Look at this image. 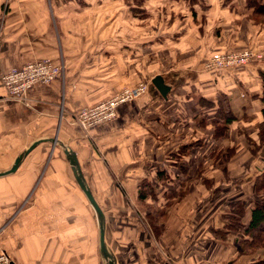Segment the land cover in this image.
I'll return each instance as SVG.
<instances>
[{
    "label": "crops",
    "instance_id": "obj_1",
    "mask_svg": "<svg viewBox=\"0 0 264 264\" xmlns=\"http://www.w3.org/2000/svg\"><path fill=\"white\" fill-rule=\"evenodd\" d=\"M93 1L0 0V174L12 169L36 140L59 138L76 152L105 213L106 243L117 264H255L262 253L245 252L243 235L231 232L223 218L237 202L245 205L244 220L249 221L254 204L264 200L254 189L262 168L254 167L250 177V164L238 166L239 171L232 161L242 154L234 155L227 171L243 177L229 180L219 162H207L235 148L237 126L260 118L264 128L262 103L253 98L262 91L261 80L254 86L246 72L232 75L246 66L205 70L213 53H234L246 45L242 32H231L237 26L233 18L245 21L254 9H246L242 0H149L142 7L147 23L155 11L168 14L157 13L164 24L156 35L139 36L138 4ZM263 22L252 23L264 32ZM254 52L261 59L252 63L261 62L263 55ZM39 60L61 65L63 77L33 87L26 103L11 101L4 75ZM139 68L153 75L152 82L164 79L170 88L166 99L154 86V96L161 99L120 106L114 124L83 132L75 124L78 112L137 83ZM236 94L249 104L237 110ZM201 99L229 106L242 120L231 125L218 121L227 133L215 139L216 109L207 110ZM197 141L203 145L190 152L188 175L156 178L158 167L180 169L174 163L156 164L155 155L168 157ZM241 145L250 158L248 141ZM65 153L60 145L42 143L14 175L0 178V253H7L13 264L108 263L100 253L96 214ZM141 182L151 187L142 203ZM192 187L201 189L195 194ZM185 188L192 191L182 196Z\"/></svg>",
    "mask_w": 264,
    "mask_h": 264
},
{
    "label": "trees",
    "instance_id": "obj_2",
    "mask_svg": "<svg viewBox=\"0 0 264 264\" xmlns=\"http://www.w3.org/2000/svg\"><path fill=\"white\" fill-rule=\"evenodd\" d=\"M134 3L143 5L145 2H149V0H133ZM191 1V0H190ZM197 2V0H195ZM245 3L247 6L254 9L255 19H257V23L260 21L259 18L263 17L262 20L259 22L264 21V0H246ZM138 11L142 10V12L148 14L147 10L144 9H137ZM137 11V13H138ZM194 11V10H193ZM214 54V53H213ZM260 80H261V86L262 91L259 95L253 96L254 100H258L260 103H262L263 109L261 111V117L263 118L264 122V70L260 74ZM200 105L208 109H216L215 113V119L217 120L214 122L215 126V139L223 137L225 133H227V127H220L219 122L223 123L225 122L226 125L236 124L237 122L241 121L239 117L235 116L233 114L231 108L229 106H225V104H219L213 103V102H206L205 100H199ZM219 121V122H218ZM259 133L257 134L256 139L253 137H248L247 135V141L249 145L251 146V154L254 156H258L259 152L261 150H264V128H259ZM203 145L202 141H197L196 143H188L182 147L181 150H178L175 153L170 154L169 160L172 159L173 163L179 166L180 173L183 175H188L191 168L190 163L187 161L186 158L183 161V157H187L190 155V152L192 149H195L196 147H200ZM233 149L229 150L226 154L225 153H219L218 158L222 160V164L226 163L232 156H234ZM264 163V162H263ZM261 173L257 176L254 189L256 196H262L264 194V168L260 171ZM223 173H227V168H223ZM157 179L159 180H169L172 178L170 174L166 170H160V168L156 169ZM151 190V187H148V184L146 182H141L140 188H139V196H140V202L145 200L149 190ZM231 213L227 214L225 218H223L225 221H228V229L231 230V232L238 233V235H243L241 239V246L245 252L248 254L255 255V253L261 252L262 256L259 258V260L255 264H264V200H261L256 202L251 210V217L247 223H245V217L246 215V207L242 203H232L230 206Z\"/></svg>",
    "mask_w": 264,
    "mask_h": 264
},
{
    "label": "rangeland",
    "instance_id": "obj_3",
    "mask_svg": "<svg viewBox=\"0 0 264 264\" xmlns=\"http://www.w3.org/2000/svg\"><path fill=\"white\" fill-rule=\"evenodd\" d=\"M95 1H99V0H95ZM95 1H93V2H95ZM127 1H129V2H132L133 0H127ZM142 1V0H141ZM153 1L154 0H152L151 2H150V4H152L153 3ZM243 2L244 1H246V0H242ZM133 3H134V1H133ZM147 2H145V4H146ZM244 4V3H243ZM134 5H135V3H134ZM143 5H144V3H143ZM143 5H140V4H138V8H140V9H142V7H143ZM244 6H247V4L245 3L244 4ZM153 8V7H152ZM251 7H249V6H247V8L246 9H250ZM238 11H241V10H243V9H240V8H236ZM245 9V10H246ZM253 9V8H252ZM157 13H159V16H161V14H168V12L167 13H165V11L164 12H158V11H155L154 13H153V15H152V17L154 18V20H151V17H150V19H149V22L147 23V20H146V15H145V13L144 12H142V10H140V11H138V15H139V18H141V20H142V23H140V21H139V24L140 25H138V31H137V33H138V35L140 36L141 34H145V35H147V36H149L150 35V33L152 32V33H154L155 35L158 33L157 31L160 29V25H163L164 23H162L160 20H158V19H156V15H157ZM255 17V14H253V16L251 17V18H249V17H247L246 19H244L245 21H241L240 19H237V18H233V20L236 22L235 24L237 25L236 27H233L234 29L231 31L232 33L234 32V30H236V31H240V33L242 32V34H243V36H246V38L245 39H247V43H245L246 45H244L243 47H242V49H239V48H236L237 49V51L236 52H239V51H242V50H246V51H248V50H251V51H258V52H260L261 53V55H263V59H262V61L260 62V61H258V62H255V63H252L251 65H249V67H244V69H240V70H238V71H235V72H233L232 73V75H237L239 72H246L247 74H245L246 75V78H247V80H249V78L250 79H252V81H254V86H255V84H257V80L261 77V73L263 72V70H264V39H262L261 38V36L262 35H264V32H263V29L260 27L259 28V26H257L256 24H253V23H255V21H257V19H255L254 18ZM152 18V19H153ZM262 18L263 17H261V18H259V20L261 21L262 20ZM145 20V21H144ZM259 21V22H260ZM158 22V23H157ZM253 22V23H252ZM264 23V22H263ZM262 23V24H263ZM253 25L255 26H257V28H254L253 27ZM153 26H155V28L153 27ZM237 27H239V29H237ZM259 34H258V33ZM160 34V33H159ZM252 34L254 35V36H252ZM262 34V35H261ZM258 38H261V41H259V39ZM239 50V51H238ZM231 52V51H230ZM145 61V60H144ZM144 61H142L141 59H139V65H142L143 67H145V65H144ZM158 64L160 65L161 63L158 61ZM155 65H156V62H155ZM160 66H162V65H160ZM157 67V65L155 66V68ZM142 69L141 68H139V74H138V76H137V79H139L138 81H137V83H134V84H131V85H127V86H125L124 87V89L122 90V91H118L117 93H115L114 95H111L110 96V98H106L105 100H102V101H100V102H103V101H110V100H112V99H114V98H116L117 96H120L122 93H124V91H126V90H128V89H133V88H135V89H137L140 85H146L147 86V91L145 92V94L144 95H141V96H139L137 99L135 98V99H133V100H131V101H128V102H126V103H124L123 105L121 104V106L122 107H124L125 105H128L129 103H131V102H134V101H136V102H138V100H143V99H152V96H154L155 95V93H153V90L155 91V87H154V85H153V83H152V77H153V75H149V74H141L140 73V71H141ZM251 76V77H250ZM259 77V78H258ZM179 82V81H178ZM239 90V89H238ZM157 94V93H156ZM160 94H157L156 96H154V98L155 99H157V100H159V99H161L160 98V96H159ZM240 98V97H239ZM234 100H235V103L237 104L236 106V109L237 110H239V109H241V107L243 106V105H245V104H249V103H247V99H237V94H236V96H235V98H234ZM100 102H98V103H100ZM97 103V104H98ZM96 104V105H97ZM96 105H90V106H86V107H92V106H96ZM85 107V108H86ZM157 110H159V112H161V108H156ZM118 110H120V106L118 107V109H117V116H116V118L115 119H113V120H111V122L110 123H107V125L106 126H111L112 124H114L115 122L114 121H116V119L118 118ZM259 119L260 118H256V119H254V120H252L251 122H246V123H243V125H239V126H237V128H235L234 129V132L235 133H233L232 135L234 136V140H233V143H232V145L235 147V148H231V149H233V150H235L234 151V155L237 157V155H239V154H242V155H240V157H238L237 159L238 160H234V161H232L231 159L234 157V156H232L229 160H231L232 162H233V166H235V168H238V166H245L246 164H250L249 165V171H247L248 173H250L249 174V176L251 177V176H253V172L255 171V173H256V170H255V168L254 167H256V166H260L261 168H264V165L261 163V161H264V150H261L260 152H259V154H258V156H253L252 154H250V155H252L250 158L246 155V154H244V147H242V145H241V143H244V144H246L247 143V140H246V137L244 136V134H246V135H248V137H253V138H255L256 139V137H257V134L259 133V128H261V126H260V122H259ZM247 121V120H246ZM103 126V125H102ZM99 127H101V126H99ZM245 138V139H244ZM179 145V143L177 144V145H174V146H172L171 148L172 149H176V147ZM231 146V145H230ZM251 147V146H250ZM171 149V150H172ZM230 149V150H231ZM237 152H238V154H237ZM225 154L227 153V152H224ZM142 156H140V157H138L139 159L141 158ZM169 157L170 156H168V157H165V156H159V155H155L154 156V162H156V164H162V163H166V164H168V162L169 163H173L172 161V159H170L169 160ZM188 157H190V155L189 156H187V157H183V161H185L184 159H186V158H188ZM128 158H129V156H128ZM257 158V159H256ZM189 159V158H188ZM188 159H187V161H188ZM252 160H254V161H252ZM190 161V160H189ZM191 162V161H190ZM219 162V164H221V166L224 168V167H226L227 168V164L230 162V161H227L226 163H224V164H222V160L220 159V158H218V155L217 156H212V158H211V156H210V159H209V161L207 162L209 165L210 164H212V163H218ZM189 164V163H188ZM126 168V167H125ZM159 168V167H158ZM166 170V169H165ZM238 170L240 171L241 170V168H238ZM237 172V171H230V173H228V171H227V173H224V174H226L225 175V178L224 179H231V178H233V177H236V179H242V174L240 173V172ZM169 174H170V176H172V178H174V179H179L180 177H183V175H181V173H180V171H178L177 169H170L169 168V170L167 171ZM127 173L128 174H130V172L129 171H127ZM127 173H125V174H127ZM122 174H124V172H122ZM124 174V175H125ZM155 174H156V171H155ZM192 174H193V172H192ZM195 176H196V174H194ZM211 175H214V173H211L210 174V176ZM195 176H193V177H195ZM129 189V188H128ZM127 189V190H128ZM186 189V190H185ZM183 191H180V194L183 196L184 195V193H188L190 190L192 191V189H194V187H192V189H190V188H185ZM199 189H201V188H195L194 189V191H192V193H198L197 192V190H199Z\"/></svg>",
    "mask_w": 264,
    "mask_h": 264
},
{
    "label": "built area",
    "instance_id": "obj_4",
    "mask_svg": "<svg viewBox=\"0 0 264 264\" xmlns=\"http://www.w3.org/2000/svg\"><path fill=\"white\" fill-rule=\"evenodd\" d=\"M255 59H261L259 54L253 51L214 53L207 61L205 70L221 71L235 70L248 66ZM64 68L51 62V60H39L26 64L24 67L13 68L3 77V83L11 101L26 103L29 92L35 86L50 85L63 77ZM147 91L146 85H140L137 89H128L120 96L98 103L96 106L83 108L75 116L77 124L83 132L88 133L92 129L110 123L117 116V109L121 104L137 99ZM0 264H13L7 253H0Z\"/></svg>",
    "mask_w": 264,
    "mask_h": 264
},
{
    "label": "water",
    "instance_id": "obj_5",
    "mask_svg": "<svg viewBox=\"0 0 264 264\" xmlns=\"http://www.w3.org/2000/svg\"><path fill=\"white\" fill-rule=\"evenodd\" d=\"M153 85L162 93L161 95L166 99L167 95L170 93V88L165 85L164 79L162 77H156L155 80H153ZM59 138H42V140H36L33 144L29 146L27 150L22 152L16 160L15 163L12 167V169L3 172L0 174V178L3 176H8L11 174H15L19 168H21V164L27 159L29 154L39 145H42V143L49 142L56 145H60L64 148L65 150V155L67 156V160L69 165L71 166L73 175L76 179L77 184L82 190V193H84L85 198H87L89 204L91 207H93V210L96 214L97 220H98V229H99V244H100V253L103 259L108 262L107 264H117V261H115V258L111 251L108 248L107 243H106V229H107V223H106V216L105 213L103 212L101 206L98 205L97 200L94 197V193H92V190L87 182L88 179L83 174L82 171V165L79 162L78 156L75 151H72L71 149L69 150L65 144L60 142L58 140Z\"/></svg>",
    "mask_w": 264,
    "mask_h": 264
}]
</instances>
